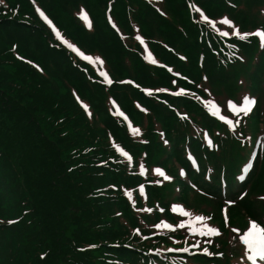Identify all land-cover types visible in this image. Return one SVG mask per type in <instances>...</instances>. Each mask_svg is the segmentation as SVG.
Listing matches in <instances>:
<instances>
[{
  "label": "trees",
  "instance_id": "trees-1",
  "mask_svg": "<svg viewBox=\"0 0 264 264\" xmlns=\"http://www.w3.org/2000/svg\"><path fill=\"white\" fill-rule=\"evenodd\" d=\"M239 11L249 14L236 23ZM233 28L264 30V0H0V264H173L184 240L156 221L172 215L162 201L176 189L223 228L219 175L231 191L249 148L226 132L204 151L202 131L212 135L198 97L236 83L242 61L257 69L251 85L264 67V44ZM32 42L37 60L20 52ZM259 83L253 94L264 96ZM233 196L232 224L263 223L264 160Z\"/></svg>",
  "mask_w": 264,
  "mask_h": 264
},
{
  "label": "rangeland",
  "instance_id": "rangeland-1",
  "mask_svg": "<svg viewBox=\"0 0 264 264\" xmlns=\"http://www.w3.org/2000/svg\"><path fill=\"white\" fill-rule=\"evenodd\" d=\"M171 5L173 7L172 9H175V4L171 3ZM166 10L169 12V9L166 8ZM237 14H233V16H231L233 21L236 19L235 20L236 23H238L239 19L246 17V15L249 13L239 11ZM84 19L88 21L90 20V17L85 14ZM149 27L151 30L157 29L156 23H153V22L149 25ZM238 27H240V25ZM138 30H139L138 32L139 34L135 37V40L137 39L138 42H140L142 46V32L143 31L140 27L138 28ZM249 39H252L251 42L254 41L253 37ZM136 43L137 42H135L134 44ZM26 44L27 43L24 44L25 46L22 45L20 47V50H21L20 52L28 60H32L30 57L31 54L29 53L31 52L33 59L37 60L39 56L40 47L37 48L34 42H32L31 44H27V45ZM35 47H36V50H35ZM167 47L172 49L170 46H167ZM237 66L238 68L235 69V71L236 72L240 71V76L238 80L236 81V83L232 80H228L226 83H222V84L220 83V86L214 85L210 87L207 85L206 89L203 90L205 92V97H198V100L202 104H205V106L208 107V109L205 108L207 112L209 111V113L214 117V119L218 122V124L220 123V125L223 126V127H219L215 125V123L210 121L213 119L209 118L208 123L210 125V132L212 136L219 138L223 133L227 132L228 135L231 136L234 140H236L237 138L240 139V137L241 139H243L244 137L247 136V139L245 141L242 142L238 140V142L240 144L248 143L250 139H253V137L250 138L251 131H249L248 129V127L252 123L254 127V132L256 133L255 142L258 141L259 136H260V144H262L264 143V110H263L264 96L261 94L259 95L257 93L253 94V92H256L253 89V87H255L256 84L260 82L259 83L261 85L260 88L262 87L264 88V67L259 69L258 71L259 73L258 75H256V78L254 79V83L251 85L248 79L251 74H254L257 72L255 65L253 64L250 65L249 61L245 60L239 63ZM236 85L240 86L239 93H236L237 92ZM245 95H247L251 100L255 101V103L251 107V110L248 111L247 115H245L242 110V107L244 104L243 97ZM92 99L95 100V101L93 100V103L96 101H100L98 98V95H95V97L93 96ZM209 101H211V104L209 103ZM229 102H231L232 105H235V108L231 107ZM112 105H114V103ZM212 105L216 106L215 110L213 109ZM96 107H98L104 113L102 104H97ZM112 108H114V111L120 112L118 111L117 108L115 107H112ZM215 126L218 128L211 129V128H215ZM207 131L208 130L202 131V134H201L202 140L205 142L204 151H206L208 147L212 146V144H214L213 149L215 150L223 146L222 137H220L219 140H217L218 142H216L214 141L212 136H210V134ZM242 132L245 133L244 137L241 134ZM243 146L246 148L248 144H244ZM194 147L195 146H193L192 143L188 141V143L184 145V148L182 151L185 155L186 154L189 155L191 154L189 153L190 150H192ZM225 147L227 148V146ZM232 149H235V148L231 146L230 150ZM235 150H238V149H235ZM186 157L188 158L189 156H186ZM263 160H264V157L259 158V156H257L255 159V162L252 164L253 167L256 170H258ZM250 164L251 163L247 164V161H244V164H243L244 166L240 165L239 167L243 166L244 173L248 174L247 172H245V170H248ZM212 172H213L212 169L209 170L206 174L207 175L206 177L212 174ZM219 178L220 180L222 179V173L219 175ZM244 180L245 179H243L240 182V185H236V187L238 188L239 186H241ZM237 188H235V190H237ZM116 190L117 191H114L115 195H113V199H112L113 201L120 199V198L117 199V197L119 196L117 194L119 190L117 188ZM179 191H180L179 189H176L175 191H173V193H171V195L169 192L167 194L166 199L164 198V200L162 201L164 203H167L166 206L170 208L172 215L169 213L170 215L168 217L161 218L160 220L156 221V227L158 231L165 232L167 236L172 238V242H176L177 238L183 239L184 243L188 241L192 242L191 245L186 244L185 245L186 248L184 249L180 248V250H176L173 253L174 255L173 264H237V260L239 259L241 255L240 252L237 250V246L241 245L245 248V250L249 251V248L247 247V245H245L243 241L240 240L239 238L250 227L249 225L250 220L248 219V217L247 218L244 217V222L246 224H244L243 222L242 225L241 224L234 225V223L233 224L231 223L230 213H229L228 208L224 207L225 209L224 212L226 216H224V218L222 219L224 226L220 230L219 234L218 235L201 234V232L204 231L206 225L210 227H214L215 229L219 227L218 223L212 220L213 217H219V213L214 214L212 212H204V211H198L197 213L192 212L191 209L193 210H196V209L187 208L186 206L183 205V203L175 200L176 192L179 193ZM201 195L202 194L198 192L197 196L196 197L194 196V203L196 206L198 205V200H199V197H201ZM171 200L173 201L170 202ZM173 206H175V210ZM3 210L4 209L1 207L0 215L4 212ZM158 212L161 215H165V213L167 212V209L163 208L162 206L160 207ZM184 213H188V214L184 215ZM196 216H201L203 217V219L197 221L195 219ZM238 219L243 220V218L242 219L238 218ZM209 221L212 222V225H210ZM257 223L259 224V222ZM165 224L169 225L170 227H164ZM233 226L236 227L235 230L237 233L231 230ZM247 226L249 227L247 228ZM259 226L262 227L260 224ZM116 228H117L116 231L112 232L113 234L120 233L121 231L120 224L116 223ZM217 231H219V228L217 229ZM225 240H227V244L229 246L225 252H221V249L226 244ZM199 249H202V250L199 251ZM216 253H222L223 255L218 256L216 255ZM252 254L254 255V253H251L250 256ZM255 256H258V255H255Z\"/></svg>",
  "mask_w": 264,
  "mask_h": 264
},
{
  "label": "snow or ice",
  "instance_id": "snow-or-ice-1",
  "mask_svg": "<svg viewBox=\"0 0 264 264\" xmlns=\"http://www.w3.org/2000/svg\"><path fill=\"white\" fill-rule=\"evenodd\" d=\"M197 11H200L199 9H196ZM41 15H43L41 13ZM201 19H207V17H205L203 15V13H201ZM223 24L225 25H229L231 27L232 22L227 19V18H223L221 21ZM209 23H211V21H209ZM55 31V30H54ZM223 35H228L227 32L222 33ZM232 34L233 35H238L241 39H244L246 36L249 35H255L258 37H261V43L264 44V31H261L259 29H257L254 33H238V31L233 28L232 30ZM57 36H59V33H57ZM70 48L72 47V45H68ZM73 51H76L75 49H73ZM82 55V54H81ZM84 59L86 60H90L91 57H87L85 56ZM243 107L242 110L244 112L245 115H247L248 111L251 110L252 105L255 103L254 100H251L247 95H245L243 97ZM209 103L211 104V101H209ZM230 106L235 108V105H232L231 102H229ZM213 109L215 110V105H212ZM231 126V125H230ZM119 150V149H118ZM124 155H127V153H124ZM157 172H160V169H156ZM161 175H163V173H160ZM165 179H168V177L165 176ZM231 203V202H229ZM174 210H175V206ZM188 213H184V215H187ZM195 219L197 221L202 220L203 217L201 216H196ZM9 223H12V221H9ZM183 226V225H181ZM164 227H170L169 225L165 224ZM233 231H236L235 229H233ZM201 234H210V235H218V231L217 229H215L214 227H210V226H205L204 231L201 232ZM240 240L243 241V243L245 245H247V247L249 249L252 250V252L256 255H264V229H262L257 223L255 222H251L250 221V227L248 228V230L246 232L243 233L242 236L239 237ZM216 255H223L222 253H216Z\"/></svg>",
  "mask_w": 264,
  "mask_h": 264
}]
</instances>
